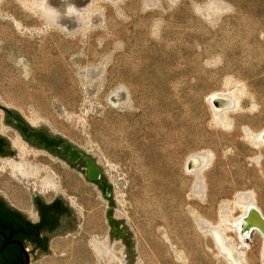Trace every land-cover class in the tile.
Here are the masks:
<instances>
[{"label":"rangeland","instance_id":"rangeland-1","mask_svg":"<svg viewBox=\"0 0 264 264\" xmlns=\"http://www.w3.org/2000/svg\"><path fill=\"white\" fill-rule=\"evenodd\" d=\"M215 92L238 103L221 122ZM0 104L96 159L110 218L127 226L112 236L98 185L20 142L0 158V190L61 195L81 218L37 264H230L209 226L238 263L264 264L259 233L241 238L235 223L239 193L264 214V147L251 140L264 128V0H0ZM4 119L0 109V136L18 141ZM201 154L209 164L189 173Z\"/></svg>","mask_w":264,"mask_h":264},{"label":"flooded vegetation","instance_id":"flooded-vegetation-1","mask_svg":"<svg viewBox=\"0 0 264 264\" xmlns=\"http://www.w3.org/2000/svg\"><path fill=\"white\" fill-rule=\"evenodd\" d=\"M5 122L28 146L63 159L71 166L83 165L85 168L82 160L72 165L66 157L56 156L44 150L42 146L33 144L31 142L33 138L25 139L15 130L13 124L17 121L8 113H6ZM31 128L32 131H45L54 136L44 129L33 126ZM15 149L18 148L10 138L0 137V158L14 156ZM101 181H104L102 173L97 183ZM107 193L109 194V188ZM76 218L72 206L61 198L46 201L33 194L29 203L28 200L10 196L0 190V264H34L50 257L53 254V247L75 232ZM111 233L117 236L114 227L111 228Z\"/></svg>","mask_w":264,"mask_h":264},{"label":"bare ground","instance_id":"bare-ground-1","mask_svg":"<svg viewBox=\"0 0 264 264\" xmlns=\"http://www.w3.org/2000/svg\"><path fill=\"white\" fill-rule=\"evenodd\" d=\"M231 95L222 92H215L209 98V102L213 109V114H215L214 117L216 116V118L220 122L223 121L227 113L233 111L238 104L234 102L235 99L233 100V95ZM109 101V103H111L113 106H118L124 103L125 94L123 90L119 88V90L115 91V93H113L110 97ZM17 136L20 135L17 134ZM251 140L255 146L264 147V128L259 132L254 133L252 135ZM20 142H22L21 137H19L18 141H14L13 143L17 148H20ZM209 161L210 158L206 154L191 156L187 160L186 170L189 173L196 174L197 176H199L200 173H202V169L209 164ZM237 203L241 208V214L235 219L239 237H249L252 232L257 231L261 236L262 249L264 253V214L262 213L261 209L257 206L253 197L250 196V194L239 193L237 197ZM222 217L223 220L227 219V216L224 213H222ZM208 232H210V234L213 236L218 253L230 264H240L238 263L234 255L235 247L233 241L230 238L225 237V235H223L221 229L218 226H209ZM92 245L95 252L99 255L115 256L111 244L108 241H105L104 243H99L98 241L94 240Z\"/></svg>","mask_w":264,"mask_h":264},{"label":"water","instance_id":"water-1","mask_svg":"<svg viewBox=\"0 0 264 264\" xmlns=\"http://www.w3.org/2000/svg\"><path fill=\"white\" fill-rule=\"evenodd\" d=\"M0 109H2L5 112V119H6V113H8L11 118H13L14 120L17 121V123H14L13 126H14L15 130H17L25 139L30 140L33 138L31 141L33 144H37L39 146H42L44 150L50 151L51 153H53L56 156L66 157L67 161H69L72 165L77 163L79 160H82L84 162L85 168L83 165L71 166L69 163L68 164L72 168L82 172L85 175L87 181L95 183L96 185H98L99 190L101 191L103 197L109 201V212L107 214V217L109 218L111 228L114 227L116 229V235L117 236H114L112 233H111V235L114 237H119V238L121 236H123V234L126 231L127 226H125L122 230H119L118 229L119 222L114 221L113 219L110 218V216L112 215V212L114 210V207H115L114 201L112 199V197H113L112 187L113 186L111 184H109V182L107 181V178L104 175L102 168L97 166V164H95L96 159H93L91 155L85 154L83 151H81L76 146H74L71 142L67 141L65 138H63L59 135L51 136L48 133H46L45 131H32L31 125L22 117V115L19 112L14 111V110H10L9 108H7L1 104H0ZM5 119H4V124L9 126L8 124H6ZM39 128L44 129L46 131L49 130L44 125H42ZM85 170H86V173H85ZM101 173H102V180H104V181H101L98 184L97 181H99L101 179ZM108 188H109V194L107 193ZM31 194H32V190H31ZM35 194L38 195L37 193H35ZM38 196H40V195H38ZM32 197H33V194H32ZM57 198H61L62 200H64L65 202H67L69 204V202L67 200L63 199L61 195H58ZM73 211H74V209H73ZM75 216L77 217L75 222H74V227L76 228V230H75V232H76L78 230V227L75 226V224H79L81 222V218L78 217L76 215V213H75ZM75 232H73V235Z\"/></svg>","mask_w":264,"mask_h":264}]
</instances>
